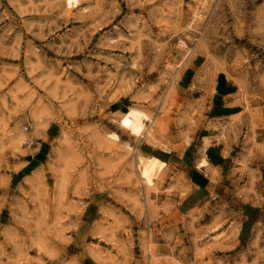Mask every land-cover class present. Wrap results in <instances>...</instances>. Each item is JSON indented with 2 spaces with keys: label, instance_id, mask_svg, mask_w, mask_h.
<instances>
[{
  "label": "rangeland",
  "instance_id": "obj_1",
  "mask_svg": "<svg viewBox=\"0 0 264 264\" xmlns=\"http://www.w3.org/2000/svg\"><path fill=\"white\" fill-rule=\"evenodd\" d=\"M219 75L245 112L188 211V170L149 186L138 158L160 147L119 119L142 110L180 153ZM84 248L95 264H264V0H0V264H81Z\"/></svg>",
  "mask_w": 264,
  "mask_h": 264
},
{
  "label": "crops",
  "instance_id": "obj_2",
  "mask_svg": "<svg viewBox=\"0 0 264 264\" xmlns=\"http://www.w3.org/2000/svg\"><path fill=\"white\" fill-rule=\"evenodd\" d=\"M190 71L193 72V68H190ZM244 110L245 95L238 83L219 75L214 83L208 111L202 120L196 139L186 145L180 153H173L171 149L165 150L160 148L157 150L164 157V159H160L166 161L169 167L171 164H177L182 169L188 170L193 194L197 196L194 203L190 202V198L185 199L184 202H187L185 206L188 211L193 210L206 197L205 192L208 190L212 179H214L213 176L216 177L215 171L226 166L228 145L223 140L226 137V129L224 128L242 118ZM56 137L57 133H55V130L48 128L42 138L43 148L50 147ZM204 158L209 162L210 168L208 169L200 165ZM35 170L30 174H26L24 180ZM245 218L247 219L248 216H245ZM85 249L78 250V252L76 250V255L78 253L77 256L81 258V264H95V258L90 252H86L83 255V252L86 251Z\"/></svg>",
  "mask_w": 264,
  "mask_h": 264
},
{
  "label": "bare ground",
  "instance_id": "obj_3",
  "mask_svg": "<svg viewBox=\"0 0 264 264\" xmlns=\"http://www.w3.org/2000/svg\"><path fill=\"white\" fill-rule=\"evenodd\" d=\"M183 45H185V43H183ZM148 122L153 123V119L148 114H146L145 112L137 108H131L129 111L124 112L121 118L119 119V125L125 131H128L131 135L136 136V137H145L149 145L160 147L165 150H169L170 148H168L167 146H163L158 141V139H156V136L153 134V132L148 130V132L146 133V127H147ZM145 133H146V136H145ZM111 138L115 139V142H118L116 140H119L120 137L116 133V134H112ZM200 165L203 168H207V169L210 168L209 162L205 158L202 160ZM138 166H139V169L141 170V175H140L141 178H143V180L149 186H152L155 184V178L157 175L165 174L167 172L169 164L166 161H163L156 156L142 155L138 158ZM38 172H39V169H36L31 175L25 178V181L27 182L33 179L37 175ZM213 178H215V176H213Z\"/></svg>",
  "mask_w": 264,
  "mask_h": 264
},
{
  "label": "trees",
  "instance_id": "obj_4",
  "mask_svg": "<svg viewBox=\"0 0 264 264\" xmlns=\"http://www.w3.org/2000/svg\"><path fill=\"white\" fill-rule=\"evenodd\" d=\"M152 155L158 157V158H161V159H164L163 155L157 151V150H154L152 148H149L147 149ZM26 174H24L22 177H24ZM255 212V213H258V209H254L253 207H250V206H247L246 207V215H248L249 219L246 221L245 225H244V228H243V232H242V241L245 240V237H244V233L245 231H248L250 229V227H252V225L256 222L257 220V215L256 216H250V212Z\"/></svg>",
  "mask_w": 264,
  "mask_h": 264
}]
</instances>
